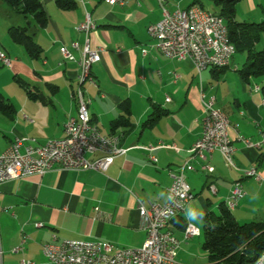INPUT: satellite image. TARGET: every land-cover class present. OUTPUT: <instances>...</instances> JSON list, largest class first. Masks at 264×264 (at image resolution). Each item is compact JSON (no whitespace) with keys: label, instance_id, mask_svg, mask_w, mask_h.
Wrapping results in <instances>:
<instances>
[{"label":"crops","instance_id":"crops-1","mask_svg":"<svg viewBox=\"0 0 264 264\" xmlns=\"http://www.w3.org/2000/svg\"><path fill=\"white\" fill-rule=\"evenodd\" d=\"M75 1V8L62 10L55 0H41L49 21L45 28H39L29 19V34L41 52L35 58L12 37L11 30L26 27L28 21L14 15L0 0V52L11 60L10 66L0 61V67H8L0 70V92L13 106L12 114L0 113V155L17 139H36L44 144L65 137L69 116L77 114L73 93L79 84L80 68L64 60L60 49L72 50L74 42L83 46L84 35L75 29L85 21L86 13L97 24L90 37L92 48L104 49L101 61L92 66L95 84L84 85L90 100V121L104 135L118 136V147L124 152L106 174L56 168L43 176L0 184V264H52L43 246L52 241L53 235L59 241L98 240L121 248H141L147 234L141 227L139 202L149 206L168 201L172 174L191 160L190 150L202 135L203 102L215 98V107L228 115L233 127L238 126L230 134L236 151L234 166L215 152L210 161L212 174L201 169L199 159L191 160L195 171L186 172L194 198L180 219L196 225L201 234L181 243L176 264H200L202 251L207 253L200 240L201 213H219L235 183L240 182L246 192L233 211L238 223L264 222V82L240 76L238 71L247 56L241 60V67L236 66L237 53L228 68L208 69L201 78L191 60L164 57L148 32L150 25L163 18L158 0H126L115 5L105 0ZM195 1L204 7L202 0H167L165 6L170 11L177 7L185 10ZM251 3L255 11L256 1ZM11 75L23 91H5L4 82ZM125 103L130 105L131 124L113 131V123L125 116ZM156 108L165 114L154 125L145 126ZM240 136L259 146L247 147ZM149 146L155 149L150 152ZM150 156L157 162L153 163ZM252 168L261 180L244 175ZM211 186H215V192ZM192 210L197 217L189 221L187 213ZM177 222L170 223L169 228L183 240L184 231ZM18 248L21 250L16 252ZM201 264H208V260Z\"/></svg>","mask_w":264,"mask_h":264},{"label":"built area","instance_id":"built-area-1","mask_svg":"<svg viewBox=\"0 0 264 264\" xmlns=\"http://www.w3.org/2000/svg\"><path fill=\"white\" fill-rule=\"evenodd\" d=\"M110 5L124 4L126 0H105ZM163 9V18L149 26L148 32L156 41L155 47L164 57L170 60H191L198 76L212 68L230 66L234 57L230 52H224V44H229L223 38L222 17L212 14L199 5L188 9L177 7L174 11L166 8L167 0H158ZM76 32L84 35V44H72V50L62 47L60 52L66 61L76 63L80 68L78 87L73 93L77 103V114L69 116L65 124V137L50 139L40 144L36 139H17L0 155V184L7 181L22 180L34 175L43 176L57 168L60 171H95L106 174L115 158L123 154L118 147L119 137L104 135L98 125L94 130H86L84 117L89 113L90 100L86 96L84 85L95 84L92 77V66L101 61L102 47L92 48L91 34L97 30V24L91 15L86 13L83 23L76 27ZM74 51L80 53L77 57ZM144 55L147 51H143ZM0 61L11 65V60L0 52ZM259 91V87L255 88ZM205 94L202 92V98ZM171 99L167 98L169 102ZM202 135L191 148V160L199 159L201 169L207 174L214 172L210 164L212 155L219 152L227 164L234 166L235 147L231 138L233 127L228 115L215 107V98L203 102ZM92 131H99V140H92ZM239 139L247 147L259 146L242 136ZM161 147L165 145L160 144ZM176 149L175 145L171 146ZM154 146H149L152 152ZM88 156H96L88 159ZM153 163L157 162L150 156ZM191 160L181 166L178 173L172 174V185L167 191L168 201L165 204L150 203L145 206L139 202L141 227L146 231L144 245L138 249L121 248L110 242L83 239H67L59 241L53 235L52 241L43 246V253L52 264H176L177 252L183 241L200 236V229L188 223L184 230L183 240H180L170 230L173 219L183 213L187 204L194 198L186 180V172L195 171ZM248 178L261 180L255 168L246 170ZM215 192V186L210 187ZM243 185L234 184L226 206L234 211L245 197ZM21 248L16 249L18 252ZM21 264H32L23 261ZM259 264H264L262 259Z\"/></svg>","mask_w":264,"mask_h":264},{"label":"trees","instance_id":"trees-1","mask_svg":"<svg viewBox=\"0 0 264 264\" xmlns=\"http://www.w3.org/2000/svg\"><path fill=\"white\" fill-rule=\"evenodd\" d=\"M210 1L219 9L216 15L225 20L229 40L235 46L236 53H245L247 56L245 65L238 71L240 76L244 80L264 77V49H256V45L264 34V21L260 23L238 22L236 20L237 5L242 0ZM2 2L10 8L14 15L28 21L24 28L14 27L11 30L12 37L16 43L23 45L33 57L38 58L41 52L29 34L32 27L29 19H33L35 26L39 28L47 26L49 17L43 3L41 0H2ZM55 2L62 10H71L77 6L75 0H55ZM193 5L204 8L196 1L191 6ZM228 67L212 69L224 70ZM262 92L264 95V87ZM123 109L125 116L113 123V131L131 124L129 103H125ZM0 113H13V106L1 92ZM164 114V111L156 108L144 125L147 127L154 125ZM180 218L179 215L171 223L179 220L177 224L184 231L188 222ZM201 218L203 221V248L208 254V264H256L263 255L264 222L238 223L233 211L228 209L225 202L221 204L219 213L207 211L201 213Z\"/></svg>","mask_w":264,"mask_h":264},{"label":"rangeland","instance_id":"rangeland-1","mask_svg":"<svg viewBox=\"0 0 264 264\" xmlns=\"http://www.w3.org/2000/svg\"><path fill=\"white\" fill-rule=\"evenodd\" d=\"M255 1H256V3H254L255 4L254 5L255 11H252L253 10V8H252L253 3H251V0L242 1L238 5V11H237V15H236V20L238 22L260 23V22L264 21L263 20L264 18H259V16L264 17V0L263 1L262 0H254V2ZM202 3L204 4L205 9L207 11H209L210 13H212V14L218 13L216 6L210 0H202ZM262 44H264V34L262 35L261 43H259V45L257 46L258 50L263 48ZM243 59L246 60V55H243L242 53H237L236 54V66L241 67L242 66L241 63H242ZM7 68L8 67H6V66H1L0 70L5 71V70H7ZM257 82L262 84L264 82V77L257 78ZM4 86H5V91L7 89V93H8V91L9 92L10 91L11 92L23 91V88L20 86L18 81H16L14 79V75H11L10 80H6L4 82ZM200 240L202 241V244H203V240H204L203 236L200 238ZM201 257H204L205 259L203 260ZM207 260H208L207 253L202 251V255H200V258H198V263H200V264L206 263Z\"/></svg>","mask_w":264,"mask_h":264},{"label":"bare ground","instance_id":"bare-ground-1","mask_svg":"<svg viewBox=\"0 0 264 264\" xmlns=\"http://www.w3.org/2000/svg\"><path fill=\"white\" fill-rule=\"evenodd\" d=\"M221 28L223 29V38L226 39V42L229 44H224V52H230L231 57H234L236 54L235 46L229 40L228 28L225 24V21H221ZM84 127L86 130H94L95 124L90 121L89 113L84 117ZM92 140H99V131H92ZM264 259V253L256 264Z\"/></svg>","mask_w":264,"mask_h":264},{"label":"clouds","instance_id":"clouds-1","mask_svg":"<svg viewBox=\"0 0 264 264\" xmlns=\"http://www.w3.org/2000/svg\"><path fill=\"white\" fill-rule=\"evenodd\" d=\"M196 217H197V213H196L194 210L189 211V212L187 213V219H188L189 221H193V220H195Z\"/></svg>","mask_w":264,"mask_h":264}]
</instances>
